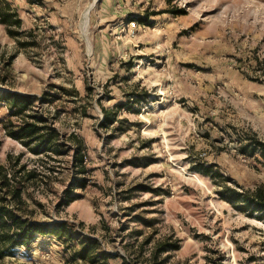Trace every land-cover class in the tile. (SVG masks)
Listing matches in <instances>:
<instances>
[{
	"label": "rangeland",
	"instance_id": "obj_1",
	"mask_svg": "<svg viewBox=\"0 0 264 264\" xmlns=\"http://www.w3.org/2000/svg\"><path fill=\"white\" fill-rule=\"evenodd\" d=\"M94 1L0 0V197L72 230L0 264H264L230 201L264 196V0Z\"/></svg>",
	"mask_w": 264,
	"mask_h": 264
},
{
	"label": "trees",
	"instance_id": "obj_2",
	"mask_svg": "<svg viewBox=\"0 0 264 264\" xmlns=\"http://www.w3.org/2000/svg\"><path fill=\"white\" fill-rule=\"evenodd\" d=\"M2 16L1 21H4ZM9 15H6V18ZM10 108L15 109L17 112L23 111L29 104V100L26 96L20 98L10 97L8 99ZM105 121L113 122L109 119L107 114L104 116ZM41 121L40 119H38ZM47 129L43 124L38 125L36 123L25 124L19 132L13 133L14 136L22 141L26 145L33 143L43 145L47 139L46 134L43 132ZM256 147L260 150L262 156H264V144L261 142L256 143ZM3 186H8L7 179L2 180ZM8 191V190H7ZM16 193V191H13ZM16 195L14 194L12 199ZM231 203L240 210H249L251 213L257 212L264 216V196L260 190L254 191L252 194L240 193L232 190L230 192ZM237 203V204H236ZM71 229L65 222L52 225H41L34 223L27 218H23L18 214L15 208H10L7 205L6 197H0V260L7 256H12L15 253V248L24 247L26 250L29 249L30 244L35 241L37 237H56L62 239L64 234L66 237L71 236ZM89 244L79 248L75 252V256L78 259L94 262L95 259L90 255L93 252ZM95 253V252H94Z\"/></svg>",
	"mask_w": 264,
	"mask_h": 264
},
{
	"label": "bare ground",
	"instance_id": "obj_3",
	"mask_svg": "<svg viewBox=\"0 0 264 264\" xmlns=\"http://www.w3.org/2000/svg\"><path fill=\"white\" fill-rule=\"evenodd\" d=\"M95 1H96V0H95ZM95 1H94V2H95ZM86 12H87V11H85V13L83 14V17H82V20H81V23H82V24H81V27H82V29L84 28L83 26L85 25Z\"/></svg>",
	"mask_w": 264,
	"mask_h": 264
}]
</instances>
